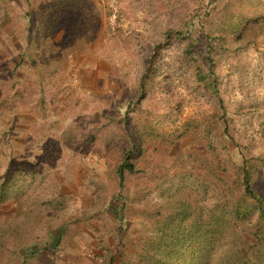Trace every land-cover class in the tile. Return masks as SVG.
<instances>
[{
	"label": "rangeland",
	"instance_id": "374dc122",
	"mask_svg": "<svg viewBox=\"0 0 264 264\" xmlns=\"http://www.w3.org/2000/svg\"><path fill=\"white\" fill-rule=\"evenodd\" d=\"M258 18L261 25L239 37L240 23ZM0 35V264L42 236L49 209L61 214V230L80 229L89 242L96 229L101 240L114 228L116 264L135 263L132 242L158 228L165 188L190 172L219 183L208 171L219 172L225 156L223 114L234 138L224 160H254L264 193V0H0ZM63 101L75 119V151L48 133L60 130ZM212 114L216 130L204 123ZM125 118L155 145H147L144 173L122 190L115 170ZM186 129L178 148L161 153L162 141ZM191 201L203 209L217 202L202 194ZM242 255L255 260L247 246Z\"/></svg>",
	"mask_w": 264,
	"mask_h": 264
},
{
	"label": "trees",
	"instance_id": "16d2710c",
	"mask_svg": "<svg viewBox=\"0 0 264 264\" xmlns=\"http://www.w3.org/2000/svg\"><path fill=\"white\" fill-rule=\"evenodd\" d=\"M261 22L262 20L258 18L240 23L239 37L261 25ZM177 35H181V31H178ZM1 39V43H7L6 38L1 36ZM155 61L156 58L153 56L142 78L143 94L145 80L153 70ZM13 87L15 91L16 86ZM13 94L15 95L16 92ZM105 118L116 121L112 115H106ZM217 118V114H212L204 118V123L210 130H216L221 126ZM220 118L224 120L220 144H222L221 153H225V156H219V172L216 170L210 172V169L208 171L216 181L219 180V183L208 181L206 177L190 172L189 175L182 176L174 182L175 184H171L169 188H165L161 193L157 213L154 215L158 228L152 234L149 233L148 238L143 237L141 242L137 239L133 240L131 262L135 261V263L132 264H204L203 259H206V264L211 262L214 264H264V193L260 194L262 188L259 185L261 169L254 160L245 157L241 164H230V161L224 160L226 155L227 158L230 155L228 144L234 143V138L229 132L226 114ZM118 122L125 128L127 135L123 140L122 150L117 156L115 170L118 184L124 190L128 178L144 173L141 163L147 159L149 150L147 145L155 144L151 140L152 134H137L128 128L127 118ZM188 132L189 130L186 129L178 137L162 141L161 153L178 148ZM194 141L197 147L203 146L201 139L196 138ZM207 169L208 167H205V170ZM157 186H159L158 189L162 187L160 183ZM201 194L211 195V198L217 202L208 209L195 206L191 196ZM249 213L256 215L252 226L246 224ZM162 215L165 218L163 224H161ZM247 230L250 236L241 234ZM229 234H233L231 241L227 237ZM99 242L102 243V239ZM201 243L207 244L209 248H199ZM215 244H221L222 250L210 251L212 248L210 246ZM246 246L250 256L255 259L253 262H250L249 257L242 255ZM117 251L110 245L104 253L95 254V259L102 264H116L119 257ZM130 256L127 257V262ZM123 262L126 261L123 260L119 264H124Z\"/></svg>",
	"mask_w": 264,
	"mask_h": 264
},
{
	"label": "crops",
	"instance_id": "0c3cea01",
	"mask_svg": "<svg viewBox=\"0 0 264 264\" xmlns=\"http://www.w3.org/2000/svg\"><path fill=\"white\" fill-rule=\"evenodd\" d=\"M71 92L73 93L72 90L69 91V93ZM63 98H66L65 95ZM68 99V102H70L71 96ZM63 103L64 101L61 103L60 130L56 133V130L51 129V132L48 131V133L58 134V139L63 143L61 146L67 147V149L63 148L64 150L75 151V146L72 143L74 137L71 135L75 119L73 118V111L66 108L71 103H67L66 106ZM48 138L51 139L50 136ZM56 183V187L61 190V179L56 180ZM59 198L61 199V194ZM59 204H61V201ZM42 212V236L35 237L33 235L34 238L31 239L32 241L30 240L29 244L16 245L14 250L16 254L12 257L10 264H102L101 261L95 259V254H102L107 247L110 248L109 238L118 234L114 228L108 236H103L102 243L98 240L100 230L96 229L91 234L96 241L89 242V240H83L84 233L82 234V230L80 229L71 230L69 228V230H61V214H53V212H50V209L48 211L43 210ZM65 237L67 240H65Z\"/></svg>",
	"mask_w": 264,
	"mask_h": 264
}]
</instances>
